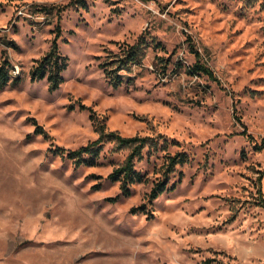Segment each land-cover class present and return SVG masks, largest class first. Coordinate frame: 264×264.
I'll return each mask as SVG.
<instances>
[{"label": "rangeland", "instance_id": "1", "mask_svg": "<svg viewBox=\"0 0 264 264\" xmlns=\"http://www.w3.org/2000/svg\"><path fill=\"white\" fill-rule=\"evenodd\" d=\"M85 2L0 0V58L21 76L0 88V264H264V147L241 133L264 136V0ZM57 25L69 61L50 90L30 68ZM141 36L147 53L114 87L100 60ZM190 43L219 81L192 69ZM158 55L171 58L166 71ZM102 124L157 141L136 157L143 179L129 193L109 177L129 148L105 139L96 163L80 165L55 152ZM177 151L189 159L175 187L150 201ZM260 186L264 196V175Z\"/></svg>", "mask_w": 264, "mask_h": 264}, {"label": "trees", "instance_id": "2", "mask_svg": "<svg viewBox=\"0 0 264 264\" xmlns=\"http://www.w3.org/2000/svg\"><path fill=\"white\" fill-rule=\"evenodd\" d=\"M79 2L82 6L86 5L85 0H75ZM56 5H46L42 4L44 10L52 11ZM61 35V26L57 25L56 34L53 37L51 46L48 51L44 53L41 57L36 59V62L30 68V78L31 80H40L43 78L48 79V86L50 90L57 89L62 81L64 80L62 72L68 67V55L60 51L58 38ZM153 41V40H152ZM155 41V40H154ZM153 41V43H154ZM192 43V42H191ZM190 43V49L194 52L195 61L192 64V69L196 72H202L210 76L211 78L219 81L213 68L208 64V62L203 58L202 53L199 48L195 47L194 44ZM151 41H147L144 36L139 37L133 43H127L122 52L114 54V56H109L107 59L100 60L99 66L103 68L106 76L109 77L110 82L114 87H119L124 79L120 74L122 69H131L133 63L141 62L145 54L147 53V48L150 46ZM156 46L163 44L161 41H156ZM100 58V56H98ZM157 58L162 61V68L166 71L169 67L170 59L163 55H158ZM158 61V60H157ZM181 64L182 61L178 59ZM14 65L9 59L8 55L0 58V88L10 84L17 83L21 80L20 75H15L12 72ZM81 107H88L84 103H80ZM101 133L98 138L83 144L77 148H64L58 146L55 149L56 153L67 156L74 160L77 164L90 163L94 164L100 154L103 147V141L113 140L118 145V147L129 148V152L124 160V162L115 167L110 173L109 177L115 180H120V186L124 193H129L130 183L134 181H141L143 175L135 169L136 157L142 154L143 149L146 146L157 145V141L149 135H123L118 130H105V125L101 126ZM36 131H40L46 134V130L41 126L36 127ZM241 133L244 134L250 141L255 144V147L260 149L264 147V136L259 140L253 133L248 131L245 126ZM188 156L184 151H177L174 154L169 155L167 162L164 164L163 176L157 180L152 186L149 192V200L152 201L164 190L175 187V182L168 185L170 180V175L172 171L175 170L177 164H183L188 161ZM264 175V167L259 171L257 176L258 189H257V202L264 206V196L261 190L260 181ZM143 207V206H142Z\"/></svg>", "mask_w": 264, "mask_h": 264}]
</instances>
